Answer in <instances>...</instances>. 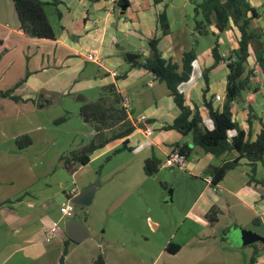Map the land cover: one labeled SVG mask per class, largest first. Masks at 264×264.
<instances>
[{"label": "crops", "instance_id": "0c3cea01", "mask_svg": "<svg viewBox=\"0 0 264 264\" xmlns=\"http://www.w3.org/2000/svg\"><path fill=\"white\" fill-rule=\"evenodd\" d=\"M40 1L51 3L55 0ZM120 1L126 2L123 5L126 7L124 12L121 11ZM166 1L171 6L174 0H58L55 8L49 5L45 9L46 17L54 33V38L47 40L31 38L24 34L20 29L15 10L14 15L10 13L9 3L13 5L12 0H0V10L9 8L7 18L5 19L3 14L0 18L2 29L0 50L7 47L6 44L11 40L13 43L18 41L15 43L16 46L27 45L28 50V54L25 55L26 66L21 71H16L10 89L13 90L10 96L16 100L0 96V264H60L64 243L68 238L65 234V225L72 220H79L86 229L85 221L81 217L77 215L63 217L59 211L60 216L56 219L55 215L48 210L49 201L57 203L60 209L68 200L89 187L83 178L85 174L82 172L90 162L70 175V181L74 183V186L76 185L75 187L66 191L65 182L56 184L54 166L62 154H60L61 150L55 148L53 130L57 126V119H59L58 123L66 119L61 118V110L58 112L53 107L65 98L68 99L83 89L114 84L121 97L128 101L130 109L127 114L128 121L133 125L134 131L127 138V149H121L122 142L116 141L120 143L117 144L118 146L108 147L111 143L104 149L94 152L90 160H93L96 154L110 151L114 156L126 151L131 152L133 150L131 145L135 143V137L139 135L149 140L150 145L156 147L166 157V160L173 152L174 144H188L184 141L186 136L176 131L162 129L170 125L179 115L165 84L157 82L146 70L129 69L124 63L125 54H137L143 59L149 58L148 41L155 37L158 39L157 48L161 57L181 66L183 53L190 50L192 45L187 39L186 43L189 48L174 44L168 14L170 6ZM249 3L256 9L261 2L250 0ZM50 9L52 10L47 11ZM163 10L169 24V34L166 36H163L156 18L157 14ZM51 14L58 20L56 27L50 22L49 15ZM257 20H253L252 24ZM261 31L264 32V30ZM229 32L233 35L235 45L233 50H235L238 33L231 28ZM32 46H35L38 52L32 53L29 49ZM212 50L213 48L203 56L201 53L197 54L192 64L193 70L189 80L179 86L185 104L190 109L196 107L202 122V114L208 117V111L203 102V91L206 87L208 91L205 95L206 101L210 100L214 109L221 111L225 98L228 74L225 64L227 55L219 53L222 60L215 65ZM4 54H7V50ZM4 54H0V83L4 81V76L9 72L7 65L2 63L7 57L4 58ZM88 54H94L100 58L102 67L88 61ZM202 57H205L203 65L207 68L200 75L201 79L194 85L192 83L193 71ZM250 58L251 55L247 62V71L250 70L253 74L249 78V86L232 103L231 113L233 119L250 136L251 141H254L264 129V85L261 86L260 82V76H264V73L257 65L251 66ZM120 67H125L126 76L122 79H119L120 74L113 77L111 73ZM206 70L211 72L209 74L211 80L207 85L203 80ZM132 85L140 87L134 102L126 92ZM7 91H9L7 88H0L1 93ZM158 92L160 95L157 94ZM215 97H219L220 100L216 101ZM193 100L197 104H193ZM138 108L140 112L136 113ZM141 116L146 117L144 123L140 122ZM82 123L90 126L87 120ZM146 129L151 131L150 136H146ZM156 130L166 134L164 138L160 140L157 137L154 138ZM92 134L93 131L90 136ZM228 135L232 137L234 132H229ZM23 136L29 138L30 144L25 148H20L17 140ZM11 141L14 144H10ZM151 146L150 156L145 155L144 162L154 155ZM33 151H38L36 156L40 161L31 165L26 155ZM203 156L204 163L199 167L189 163V156L185 162L186 167L196 170L197 175H200L199 172L204 173L209 166H219L226 161H232L236 153H229L219 158L204 153ZM166 160L165 163L159 160V169L168 168ZM260 169L261 173L264 172L263 165L256 163L252 174L247 161L241 159L234 169L227 172L219 184L214 187L209 185V188L215 192L225 193L223 197L201 194L187 212V215L194 219L193 221L209 230L203 231L206 234L202 235H205L206 239H212L218 232L216 226L219 225L223 212L227 211V226L220 230L221 234L227 232V236L219 237L220 242L225 244L223 248L227 249L223 250L224 255L220 256L219 264H248L256 251L257 245L255 244H253L255 247L249 246L248 251H243L244 247H235L228 238L231 231L242 229L264 239V188L258 184L264 179V175L263 177L258 176ZM143 174L145 175L144 171ZM251 176L254 178L251 179ZM56 185L61 186L62 192H55ZM71 190H75L72 197L69 195ZM212 207L218 209L217 222L213 226L205 218ZM62 218L65 219L64 231L59 230L54 239L47 238L44 233L45 229L57 226ZM257 229L263 231V234L258 233ZM83 241L81 243L72 241L73 243L68 245L63 264H92L99 254L104 264H129L124 259L118 257L116 259L109 255L108 252L112 249L103 250L101 244L86 251V247H82ZM258 244L261 245L262 250L258 252L255 264H264V245L263 243ZM165 249L164 254L175 256L181 254L183 247L179 245V250L174 254ZM125 253L128 256L129 252ZM143 263L136 259L131 261V264Z\"/></svg>", "mask_w": 264, "mask_h": 264}, {"label": "rangeland", "instance_id": "374dc122", "mask_svg": "<svg viewBox=\"0 0 264 264\" xmlns=\"http://www.w3.org/2000/svg\"><path fill=\"white\" fill-rule=\"evenodd\" d=\"M201 1L174 0L171 6L166 1L170 6L168 14L172 27V39L177 46L181 44V46L189 48L186 39L189 40L190 45H193L195 15L192 3H200ZM259 1L261 3L256 6L259 19L251 25V29L256 31L264 30V1ZM9 4L11 6L10 13L14 15L13 5L12 3ZM8 10V7L1 9L0 18L3 14L6 19L9 14ZM49 17L51 24L56 27L58 20L52 14ZM1 32L2 29L0 28V34ZM15 43L11 40L6 44L7 47L4 49L7 50V54H4V49L0 50V54H4V58L7 56L2 63L7 65L9 71L4 76V81L0 83V88H7V90L12 88L16 71L19 72L26 66L27 45L16 46ZM215 43L217 44L218 53L227 55L228 61L229 55L235 48L233 35L229 32V29L220 34L215 32V34L210 33L205 37H197L196 53H201L203 56L215 46ZM260 47L258 44L251 46L250 64L252 67L256 65L253 58L254 51ZM29 49L32 53L38 52L35 46ZM203 60H205V57H202L194 68L192 82L194 85L201 79L200 75L207 68L203 65ZM124 63L127 64L125 60ZM10 70L12 71L10 72ZM115 70L117 74H120L119 79H122L121 77L125 74V67ZM210 73L208 70L203 76L204 82L206 78L207 83H209L211 80V76L209 79ZM260 82L263 86V75L260 76ZM139 88L138 85H132L126 91L133 102ZM97 90L98 88L83 89L53 107L58 112L61 110V118L66 119L59 123V119H57V126L53 130L55 148L61 150L60 154L67 155L72 151H76L90 140L91 126L82 123L84 120L80 116V109L85 103L97 99ZM157 94L160 95L159 92ZM78 97L83 98V101H77ZM193 104H197L195 100H193ZM165 109H167L166 105ZM139 112L140 109H136V113ZM202 117L204 126L210 130L212 125L207 115L202 114ZM164 135L166 134H162L159 130L154 132V138L157 137L158 140L164 138ZM191 138V135H187L184 141L192 145ZM10 144H14L13 141ZM117 144L120 143L115 142L108 147L118 146ZM131 146L133 149L131 152L126 151L115 156L112 155L111 151L94 155V159L90 160L89 166L82 172L85 174L83 178L88 186L95 189L91 205L87 207L74 206L71 214L72 216L77 215L85 221L88 236L83 241L82 247H86V251H89L101 244L103 250H119L116 252L111 250L108 253L116 259L117 257L124 259L129 264L133 259L140 260L144 262L143 264H219L221 261L220 256L224 255L223 250L227 249L223 248L225 244L219 240L220 236H227V232L221 234L220 231L227 226V211L223 212V217L219 225L216 226L218 232L212 239H206L205 235H202L206 234L203 231L209 230L193 221L194 219L188 216L187 212L199 195L204 194L221 198L225 193L221 194L209 188L204 179L208 176L205 172H199L200 175H197L196 170L187 167L185 170L176 167L160 168L154 175L149 178L146 177L143 174V163L144 156H150L151 153L150 141L139 135L135 137V143ZM151 147L153 148L152 154L165 163L166 157L156 147ZM40 148L42 147L40 146ZM37 152L33 151L26 155L31 165L40 161L36 156ZM202 157H204L203 151L194 147L188 161L195 167H199L204 163ZM54 168L56 184L65 182L66 191L76 186L70 181V175L63 170L58 160ZM260 171L262 170H258V176L263 177L264 172L261 173ZM225 181L227 184V178ZM54 189L55 192L59 193L63 190L61 186L57 185ZM48 210L52 215H55L56 219L59 218V205L57 203L49 201ZM64 222V218L58 222L57 226L60 232L64 231ZM234 232L231 231L228 234L231 242H233ZM257 232L263 234L261 230L257 229ZM169 242L181 245L183 247L181 254L175 256L164 254V249ZM260 242L255 243V245ZM249 246H244L243 251H248ZM126 251L130 253H128V256L125 253Z\"/></svg>", "mask_w": 264, "mask_h": 264}, {"label": "trees", "instance_id": "16d2710c", "mask_svg": "<svg viewBox=\"0 0 264 264\" xmlns=\"http://www.w3.org/2000/svg\"><path fill=\"white\" fill-rule=\"evenodd\" d=\"M56 1L58 2V0L51 3L40 0H12L20 29L23 33L31 38L52 40L54 33L46 17L45 9L49 5L55 8L57 5ZM249 1L202 0L200 3H192L195 15L193 45L190 50L183 53L180 67L176 63L164 60L161 57L157 48L158 39L155 37L148 41L149 58L142 59L137 54L124 55V60L129 69L142 68L153 75L157 82L165 84L169 96L178 109L179 115L177 118L162 129L165 131H176L182 136L191 135L192 147L186 143H176L173 145V151H177L185 160L190 156L193 147H198L204 154H210L215 158L233 152L236 153V157L232 161H226L219 166H209L206 169V175L212 178L210 185L212 187L219 184L227 172L234 169L241 159L247 161L252 174L256 163H261L264 167V129L254 141H251L250 136L233 119L231 113L232 103L248 88L249 78L253 74L252 71H247V62L251 55L252 45L256 46L258 44L261 46L255 49L254 58L256 65L264 73V32L251 29L252 21L259 19V14L250 5ZM119 3L120 6L126 4L125 1H120ZM156 18L163 36L168 35L169 24L165 11L163 10L157 14ZM230 28L236 30L238 39L237 48L229 55L231 63L227 65L225 98L221 111L214 109L210 100L206 101L207 87L203 91L204 106L212 123V129L209 130L204 126L196 107L190 109L185 104L184 97L179 91V86L186 83L191 76L192 64L197 57L195 50L197 37H205L210 33L215 34V32L220 34ZM212 54L216 65L222 60L216 43ZM207 71H205L204 75ZM125 76L126 73L121 78ZM205 84L207 85L206 78ZM12 92L13 90L0 92V96L16 100V98L10 96ZM80 115L86 118L93 134L84 146L58 158L59 165L68 175L74 174L80 167L87 165L94 152L104 149L113 142L121 141V149H127V138L134 131L133 125L128 121L123 98L114 84L99 87L97 99L93 102L85 103L80 109ZM229 132H234V135L229 137ZM29 144L30 140L26 136L17 140V145L20 148H25ZM159 167V160L152 155L145 160L143 171L147 177H150L158 172ZM252 178L254 177L251 176ZM258 184L264 188V179L259 181ZM217 215L218 209L216 207H212L206 214L205 218L211 226L216 224ZM70 243L73 242L66 238L60 264H63ZM165 250L174 254L179 250V245L170 242ZM261 250V245L258 244L248 264H255L258 252ZM92 264H104L102 256L99 254Z\"/></svg>", "mask_w": 264, "mask_h": 264}, {"label": "water", "instance_id": "95a60500", "mask_svg": "<svg viewBox=\"0 0 264 264\" xmlns=\"http://www.w3.org/2000/svg\"><path fill=\"white\" fill-rule=\"evenodd\" d=\"M125 9V6L121 7L122 12H124ZM77 100L83 101V98L78 97ZM83 120L86 121V118L83 117ZM94 192L95 189L93 187L86 188L77 196L73 197L70 202L75 206L87 207L92 202ZM65 234L71 241L81 243L86 238L88 231L84 228L81 221L72 220L65 225ZM257 242L264 244V239L250 231L239 229L233 234V244L235 247L242 248Z\"/></svg>", "mask_w": 264, "mask_h": 264}, {"label": "built area", "instance_id": "2783aa9c", "mask_svg": "<svg viewBox=\"0 0 264 264\" xmlns=\"http://www.w3.org/2000/svg\"><path fill=\"white\" fill-rule=\"evenodd\" d=\"M87 60L90 61V62L95 63L98 67H102V60L100 58H98L94 54H88L87 55ZM230 63H231V60L228 59V61H227V59H226V62H225L226 66L228 64H230ZM111 75L113 77H116L117 76V73L116 72H112ZM215 100L216 101H219L220 98L219 97H215ZM123 105H124V108L126 110V113L129 114L130 109H129V106H128L129 104H128V101H127L126 98H123ZM145 120H146V117L145 116H141L140 117V122H143L144 123ZM145 134H146V136H150L151 135V131L148 130V129H146L145 130ZM185 162H186V160H185V158L181 154H179L177 151H173L168 156V158L166 160V166L168 168H174V167H176V168L185 170V168H186ZM204 179H205V181H206V183L208 185H211V183H212L211 176H207ZM74 194H75V190H71L69 195L72 197V196H74ZM74 206L75 205H73L70 202V200H68L66 204H63L60 207V209H59L60 214L63 217H71L72 216L71 214H72V212L74 210ZM58 232H59L58 226H52L51 228L45 229V232L44 233H45V236L47 238L54 239L57 236Z\"/></svg>", "mask_w": 264, "mask_h": 264}]
</instances>
